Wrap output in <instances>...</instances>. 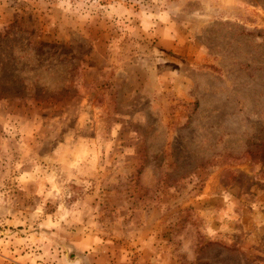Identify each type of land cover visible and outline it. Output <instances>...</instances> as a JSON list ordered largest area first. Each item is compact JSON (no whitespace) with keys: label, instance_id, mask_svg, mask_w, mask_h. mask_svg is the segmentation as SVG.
<instances>
[{"label":"rangeland","instance_id":"374dc122","mask_svg":"<svg viewBox=\"0 0 264 264\" xmlns=\"http://www.w3.org/2000/svg\"><path fill=\"white\" fill-rule=\"evenodd\" d=\"M98 257L264 264V0H0V264Z\"/></svg>","mask_w":264,"mask_h":264},{"label":"crops","instance_id":"0c3cea01","mask_svg":"<svg viewBox=\"0 0 264 264\" xmlns=\"http://www.w3.org/2000/svg\"><path fill=\"white\" fill-rule=\"evenodd\" d=\"M62 259H59L61 261ZM93 264H104L101 258H96L93 260Z\"/></svg>","mask_w":264,"mask_h":264}]
</instances>
